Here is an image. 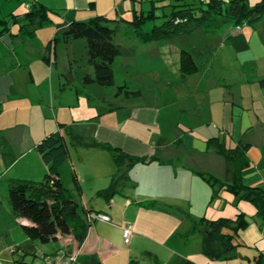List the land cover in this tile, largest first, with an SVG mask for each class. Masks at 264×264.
<instances>
[{"label": "crops", "instance_id": "obj_1", "mask_svg": "<svg viewBox=\"0 0 264 264\" xmlns=\"http://www.w3.org/2000/svg\"><path fill=\"white\" fill-rule=\"evenodd\" d=\"M36 1L56 11L52 15L53 27L46 31V42H43L39 33L43 28L32 39L9 34L0 38V53L3 55L0 56V118L4 115L5 118L13 116L6 113L5 106L24 98L15 86L14 74L20 68L29 69L27 86L47 84L50 111L44 110V106L33 100L30 101L33 109L29 122L0 121V182L2 179L8 182L11 178L41 180L47 165L36 150V144L50 131H55L59 123L71 125L88 139L119 148L130 155H157L160 159L134 164L128 172V180L118 187L119 193L108 201L97 192L107 188L117 173L114 160L112 166L108 162L104 172L93 178L97 184L90 187L89 191L85 189L81 172L73 166L82 186L81 202L94 211L107 214L110 221H94L80 247H76L73 236H58L55 244L60 246L55 251L44 252V255L53 254L68 264H83L78 258L89 255L96 256L101 264H129L131 259L141 258L143 252L155 257L151 252L155 250L150 245L156 243L171 249L174 257L185 256L198 264L207 263V257L201 252L200 235L189 241L194 225L191 224L194 219L189 213L194 218L200 215L194 209L199 203L197 197L201 196L200 206L204 211L201 216L207 214L212 189L201 174L220 179L225 174L224 158L214 149L208 148V139L218 137L230 147L239 140L249 143L247 155L251 165L244 171V182L264 189V86L260 83L264 79V70L259 69V66L264 68V26L258 21L233 29L232 34L241 33L248 40V50L243 52L235 51L225 42L227 35L201 34L202 37L194 45L196 43L201 50L207 47L212 49L213 56L207 59L201 57V51H198L196 60L200 70L182 77L178 72V59L184 42L182 44L176 38L143 42L125 23L120 22L116 38L119 35L124 38L117 42L122 46V54L113 63L115 82V67L118 65L119 78L124 79L126 85L136 80V83L145 82L146 87L137 86L135 90L141 91L139 97H118L109 101L107 106L103 103L98 106L97 102L107 101L103 93L100 95L101 92L98 98L95 97L100 87L93 84L75 85L77 80L71 71L59 73L57 62L48 65L42 60L45 45L55 34V23L67 18L88 20L96 15L118 20L130 19L133 16L132 9H147L151 4L148 0ZM183 1L199 3L208 0ZM257 1L249 0V3ZM26 2L0 0V13L2 16L11 12L24 13L27 10ZM166 3L169 0H160L157 5ZM20 6L22 9L18 8ZM11 29L15 31V25ZM81 40L60 41L59 44L67 45L71 51L79 47L86 51V43ZM172 43H180V47H176L179 55L174 72L168 69L169 60L164 52V48ZM125 54L127 58L119 61ZM256 70L258 72L255 74ZM64 77L70 82L69 86L62 87L65 84ZM58 93L60 97L56 102L54 97ZM82 104L85 105L86 114H72V108H80ZM33 122H36V129L32 127ZM2 137L8 141L11 155L2 146ZM69 160L72 161L71 154ZM64 164L60 168V176L67 172ZM150 202L157 203L161 208L147 206ZM17 220L19 224L29 223L25 218ZM128 225L131 237L125 243L123 229ZM171 227L175 228L172 230ZM239 236L244 247L257 249L256 241L264 239V231L253 223L240 231ZM166 238H176L177 246L170 248ZM68 243L70 246L66 248ZM238 250L244 256L240 257L243 262L254 264L259 252L252 257L249 252H242L240 247ZM52 264L57 262L53 261Z\"/></svg>", "mask_w": 264, "mask_h": 264}, {"label": "trees", "instance_id": "obj_2", "mask_svg": "<svg viewBox=\"0 0 264 264\" xmlns=\"http://www.w3.org/2000/svg\"><path fill=\"white\" fill-rule=\"evenodd\" d=\"M158 1L160 0H148L151 5L147 9H132L133 16L130 19L118 20L106 15H96L88 20L67 18L55 23V34L45 45L42 60L48 65L55 64L56 49L60 41L84 39L86 59L93 67V74H85L83 83L112 86L115 84L113 63L115 58L122 54V46L115 38L120 22H123L143 42L174 38L179 39L182 44L184 42L179 55L178 72L185 77L200 70L196 60L198 51H201V57L205 56L209 59L213 56L212 49L207 47L201 50L196 43L194 45V42L202 37L201 34H216L217 29L227 24L234 27L253 25L264 15V0H258L254 4H250L249 0H208L199 3L169 0V3L161 6L157 5ZM25 7L27 10L24 13L11 12L0 17V38L9 34L12 37L32 39L36 37L39 29L53 23L52 15L55 10L36 0H27ZM159 8L161 11L158 12ZM148 24H151L150 30L145 29ZM12 25H18L15 31H12ZM225 42L237 52L246 51L249 47L248 40L241 33L227 35ZM260 83L264 86V79H261ZM65 85L66 83L62 87ZM126 87H128L126 84L119 85L116 96L124 91L126 98H136L141 95L140 90H124ZM68 141L74 145L102 147L110 152L117 166V173L112 177L107 188L97 192L107 201L119 193L118 187L128 180V172L134 164L160 160L157 155H130L119 148L88 139L85 135L76 132L71 125L59 123L55 131L45 135L36 144V150L47 165L44 177L41 180L29 178L8 180L11 216L13 219L25 218L29 221L28 224L20 225L23 233L32 243H55L58 241V236L71 235L76 247H80L86 238L89 226L95 221L89 219L94 210L81 202L82 186L75 170L72 171L71 176L73 188L66 187L60 176L61 166L70 159ZM207 143L208 148L214 149L225 161V174L222 179L201 174L212 189L209 206L218 198L224 199L223 192H229L241 200L251 202L255 211L247 214L240 210L234 217L221 215L217 218L206 215L194 218L189 213L195 222L190 234L198 231L201 252L209 259L244 258L238 250L244 245L239 232L253 223L264 231V189L244 182V171L251 165L247 155L250 144L239 140L235 146L230 147L218 137L208 139ZM1 144L8 151L6 153L11 155L12 149L3 137ZM147 206L161 208L155 202H150ZM31 247L34 246H29ZM146 258L153 261V264L157 263L156 257L151 253L143 252L141 258H133L129 264H150L144 262ZM78 261L83 264H101L94 255L79 257ZM169 264L198 263L191 258L180 257ZM254 264H264V250H259L254 258Z\"/></svg>", "mask_w": 264, "mask_h": 264}, {"label": "rangeland", "instance_id": "obj_3", "mask_svg": "<svg viewBox=\"0 0 264 264\" xmlns=\"http://www.w3.org/2000/svg\"><path fill=\"white\" fill-rule=\"evenodd\" d=\"M22 9V7H18ZM0 17H2V14L0 13ZM260 24L264 26V15L259 20ZM53 24L50 26L44 27L42 30H40V37L42 36L43 42H46V34L48 29H50ZM18 25H15V28H17ZM151 24L148 26V30L151 28ZM235 27L232 25H225L220 29H217V34L221 36L232 34L233 29ZM124 37L118 36L116 38V42L123 39ZM200 38H198L199 40ZM45 40V41H44ZM81 41H84L82 39ZM120 42V41H119ZM86 43V42H85ZM180 43H172L168 48L165 49V57L168 58V69L171 72L175 71V68H177L178 65H176L179 52L176 51V47H180ZM37 50H39L37 46ZM37 50H34L35 52ZM86 51H82L81 47L77 48L74 51H71V48H69L67 45L59 44L56 49V62L57 66L56 69L58 72H64L65 70H69L72 72V74L75 76V79L77 80L75 82L76 84H79L81 86H88L92 84H84L83 83V76L85 74H93V67L87 62L86 59ZM0 56L3 57L2 53H0ZM127 54L123 55L121 58H119V61H122L123 59L127 58ZM123 58V59H122ZM179 60V59H178ZM175 62V63H174ZM263 69V67L259 66V69ZM256 68H254L255 70ZM258 69V67H257ZM254 70L252 72H254ZM82 72H85L83 75L80 76ZM258 72V70L255 71V74ZM115 73H116V82L112 86H100L98 84L96 85L98 90L93 91L96 93V98H98L102 93L103 96L107 98V101H100L97 102V105L100 106L105 104L108 105L109 101H114L115 98L122 97L126 98L125 91L122 92L119 96H116V92L118 91V86L125 84L123 82L124 79L119 78L120 72L117 65V68L115 67ZM29 69L20 68L19 70L15 71L14 77L16 78V90L21 94V96H24L23 100H15V104H9L5 106V111L7 114H12L13 116H10L9 118H5V115L0 118L1 120H9V122L13 123L16 122H29L32 117L31 109H33L32 102L35 100L37 104L44 106V110L50 111L49 109V93H48V87H46L47 84H41V85H29L27 86L26 82L29 80ZM66 77V76H65ZM63 78L64 83H66L65 86H69L70 83L67 81V78ZM74 85V84H73ZM137 86H144L146 87V83H139L136 80L133 81V83H128V87L124 88V90H135ZM71 89L75 90V87L71 86ZM101 92V93H100ZM100 93V95H98ZM57 97L55 101L58 102V99L60 97V93L57 94ZM70 98V96H69ZM30 99V100H29ZM120 101V100H118ZM101 103V104H100ZM85 105L82 104L80 108H72L71 110L74 114H79L78 116H83V114H86V108ZM36 116V115H35ZM89 116V115H87ZM80 118V117H79ZM83 118V117H82ZM33 129H36V122L32 123ZM55 130V129H54ZM51 132V131H50ZM68 147L70 150V154L72 156V161L68 160L64 165L67 166V172H64L61 174L62 181L64 185L68 188H73V181H72V171L73 166L77 171H80L82 174V177L85 179L84 186L86 191H89V188L96 185L97 181H94L93 178L96 176H99L100 172H104V170L107 167V163H111L112 166V156L109 151L102 150L100 148L91 147V146H80V145H74L71 142L68 141ZM63 166V165H62ZM3 191V193H2ZM75 193V191H73ZM224 199H216L210 206H208L207 214H205L207 217H218L221 216L220 214H227V216L234 217L235 213H237L240 210L245 211L247 214H252L255 211L254 205L249 202L248 200H241L238 197H235L232 193L229 192H223ZM199 203L195 205V212H199L203 214V207L200 206L202 204V197L198 196ZM201 200V203H200ZM204 204V203H203ZM236 204V205H235ZM204 206V205H203ZM218 209H222L221 211ZM218 211V212H217ZM105 214V213H104ZM107 215V214H106ZM170 219V218H168ZM172 221V220H171ZM195 223V222H191ZM193 225V224H192ZM194 226V225H193ZM173 227V226H172ZM171 229L173 230L174 228ZM194 234V235H193ZM199 233L198 231L190 234V240L192 241L194 236L195 238L198 237ZM242 239V238H240ZM149 242V240H147ZM167 245L170 248H175L178 244V240L176 238L168 239L166 238ZM126 243V242H125ZM150 245L152 248H154L155 251L151 252L156 255L157 263L156 264H169L171 262H174L178 259L177 256H172L173 253L171 252V249L166 248L165 246L158 245L156 243H151ZM257 249H251L248 246L242 245L240 246L242 252H249V255L254 257V254L259 252V250L264 248V239L259 238L256 241ZM34 246L33 248H29V246ZM60 245L55 244L53 242L48 244H39L38 242H31L27 239L25 234L23 233L21 229V225L19 224L17 219H13L11 216V209L10 204L8 200V182L2 181L0 182V264H42V263H51L53 261L57 262V264H68L65 263L64 260H61L62 258H58L53 254H47L44 255V252L48 250H56ZM70 244L68 243L66 245V248H68ZM199 247V244H198ZM29 250V251H28ZM66 251L70 252L69 249ZM158 252V253H156ZM137 254V253H136ZM139 255V254H137ZM185 257V256H181ZM147 259V258H146ZM208 261L204 264H246L247 262H243L242 258L232 259V260H212L209 258H206ZM146 262L153 264V261L146 260ZM45 263V264H46Z\"/></svg>", "mask_w": 264, "mask_h": 264}, {"label": "built area", "instance_id": "obj_4", "mask_svg": "<svg viewBox=\"0 0 264 264\" xmlns=\"http://www.w3.org/2000/svg\"><path fill=\"white\" fill-rule=\"evenodd\" d=\"M89 219L91 220H102V221H110V217L104 213H95L93 212L90 216ZM123 237H124V242L128 243L131 237V229L130 225L124 227L123 229Z\"/></svg>", "mask_w": 264, "mask_h": 264}, {"label": "water", "instance_id": "obj_5", "mask_svg": "<svg viewBox=\"0 0 264 264\" xmlns=\"http://www.w3.org/2000/svg\"><path fill=\"white\" fill-rule=\"evenodd\" d=\"M94 212H96V211H94Z\"/></svg>", "mask_w": 264, "mask_h": 264}]
</instances>
